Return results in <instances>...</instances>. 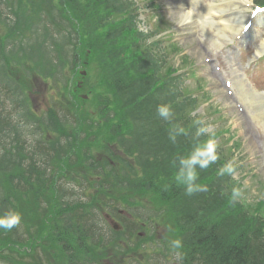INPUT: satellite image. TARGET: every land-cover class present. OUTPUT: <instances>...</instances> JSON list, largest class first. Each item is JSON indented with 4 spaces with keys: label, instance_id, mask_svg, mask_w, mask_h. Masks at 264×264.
<instances>
[{
    "label": "trees",
    "instance_id": "obj_1",
    "mask_svg": "<svg viewBox=\"0 0 264 264\" xmlns=\"http://www.w3.org/2000/svg\"><path fill=\"white\" fill-rule=\"evenodd\" d=\"M1 2L9 10L2 13L0 9V27L5 28L6 33L0 35V79L13 96L14 93L17 94L16 101L20 110L17 114H10L0 109V214L13 209L21 213L22 219L11 230L0 229V264H42L37 253L38 247L43 248L46 260L55 253L60 264H81L84 259L90 264L93 259L100 257L93 241L98 235V229L99 232L101 230L98 223L101 214H97V209L93 206L101 203V211L106 210L110 204L105 201L110 198L130 205L132 212L136 213L137 210V213H145L149 219L162 220L164 217L165 221L168 220L169 234L164 235L165 237L157 236L155 232L151 234V252L155 256L167 258L172 255L178 258L177 264H264V224L258 223L253 217L241 222L238 229L224 224L226 215L231 216L240 211V205L227 208L229 200L226 194L231 191L229 185L224 191L214 189L211 193L217 196L206 201L205 193L212 189L209 182L205 183L207 191L191 196L186 195L184 185L176 183L173 171L178 169V158H187L191 145L183 138L185 133L183 136L179 135L175 143L169 139L170 129L177 125L174 123V116L167 120L165 129L159 127V131L150 132V136L148 128L141 126L146 138H142L140 143L126 140L124 133L131 132V128L127 130L122 125L110 126L114 137L118 129L117 144L124 149V154L135 156L137 164L130 168L131 172L126 168L128 160L115 152L111 156L106 153L100 157L91 155L92 144L87 145V154H74L79 147L76 135L73 139L69 137L66 142H61L60 138L48 142L49 146L44 147L41 156L35 158L32 150L27 149L20 140L24 129L30 128L28 132L31 133H42L38 139L42 143V136L45 138L48 132L65 134L63 128L67 124L60 123L55 113L46 116L49 122H42L43 118L37 115L29 99L28 90L31 88L23 82L24 78L48 76L57 85H62L67 68L70 66L73 69L79 60V47L82 43L90 48L106 45L107 50L103 54L106 72L103 82L107 84V94L105 91L101 96L95 93L96 97L99 95L97 109L109 117L107 120L114 115L111 108L123 110V119L127 120L129 115L130 124L132 121L135 123V130L139 126L141 112L150 113L143 119H156L157 106L165 102L162 91H153V84L148 82L153 78L149 80L145 76L149 68L158 64V60L154 58L152 51H145V55L129 64L118 58L121 50L116 48L120 45L119 35L132 28V16L121 26L99 36L97 40L102 42L92 40L96 46H91V40L83 42L90 32L89 18L81 26V33L72 26L65 25L66 34L63 37L51 36V42L46 46V36L38 48L26 50L25 46L39 29L37 23L44 16L51 23L53 21L50 17L64 19L66 4L75 8L78 17L85 18V12L80 9L81 5L76 0H0V4ZM97 2L114 11L129 7L122 0H96ZM10 13L15 18H10ZM140 35L143 34L139 32L137 36ZM95 52L101 53L98 49ZM38 126L42 130L34 128ZM165 138L167 145L163 154ZM102 146L110 150L111 144L103 142ZM74 158H78V161H73ZM174 161L177 163L174 164ZM72 167H78L83 173L86 171L87 178L88 175L99 176V179L88 178V188H95L99 192L88 194L93 204L79 201L73 194H67L69 187L65 185L69 182L70 186V183L79 181L74 171H68ZM208 168L196 169L198 181L207 177ZM93 171L95 174L91 173ZM147 192L150 195H144ZM218 193L221 194L218 196ZM99 195L103 202L98 200ZM143 198L154 199V206L149 201L141 200ZM244 208L245 206L243 210ZM57 221H60L61 227ZM117 234L112 235L110 241ZM136 236L135 233L134 237ZM47 238L52 243L44 246L43 242ZM177 238L182 241V247L174 250L171 248V241ZM136 245L139 247V243ZM55 246H59V249L54 252L52 249ZM122 248L123 246H118L117 252L123 253ZM146 250L143 245L141 251L148 259L149 251L146 253Z\"/></svg>",
    "mask_w": 264,
    "mask_h": 264
},
{
    "label": "rangeland",
    "instance_id": "obj_2",
    "mask_svg": "<svg viewBox=\"0 0 264 264\" xmlns=\"http://www.w3.org/2000/svg\"><path fill=\"white\" fill-rule=\"evenodd\" d=\"M138 3V5L141 7L140 12V19H142L141 27L146 29L147 27L150 29L151 22H154L155 18L157 17L155 14H152L151 19H149V13H153V10H149L147 0H134ZM225 0H206V2H203L202 0H194L192 2V8L194 10H199V7L202 9L203 12L207 10L206 3H214V4H223ZM230 1V0H227ZM234 1V0H231ZM255 0H248L247 2L243 1L242 5H238L237 7L239 9L244 10L247 13V10L253 6ZM156 4L160 5V11L163 15L169 16L171 19V26L172 29L168 31L166 36L170 32L172 34L169 37H166L165 43L163 46V52L168 53L167 56V63L165 64V67L167 65H175L179 67H183V70L186 71L187 66L189 64H183L182 55L187 54L189 56V60H193L195 63V70L197 71V75L199 77L206 76L207 79H204L202 77L201 81L198 79L194 81V85L192 88H190L191 91L196 90L197 86L201 83L203 85H206V89L211 91L212 99L209 103L206 102L203 103L201 107V111L205 113L204 121H208L207 124L211 125V128L214 129V127L220 126V128H227L230 126V124L235 126L238 130L235 133L236 138L239 140V148L236 149L235 152V163L238 165V172H236L235 176H237L239 179H241V182L243 183V187L241 190V195L239 198H236L235 200H231L233 197H228L229 203L227 205V208L231 207H238V201L242 200V202L251 201V203H254L256 199L264 198V105L261 103H258L256 101L248 100V104L245 105L247 107V112L245 113V116L243 115V112L240 113L242 110H239L235 107V103L229 98V95L227 94V89L224 85V80L219 77V74L215 72L212 69V64H206L204 62L203 54L207 55L209 58H216L217 57V51L214 49V46L218 44V41H216L217 37H220L219 32L215 29L216 21H209L206 18L200 17V13L197 12L196 16L192 18L191 20L186 22L185 24L180 23L179 14L180 11L177 8L178 6H175L173 4V0H155ZM245 3H249V6L247 8L243 7L245 6ZM240 6V7H239ZM225 7V11L222 12L223 16H225L226 19L234 20L236 17V14L234 13L236 10L233 6H223ZM246 7V6H245ZM238 9V10H239ZM237 12V11H236ZM244 14V13H243ZM157 22V21H155ZM154 22V25H155ZM211 24H213V27H211ZM217 25V24H216ZM165 26V25H163ZM154 28V27H153ZM262 30V29H261ZM230 33V31H228ZM260 32V31H259ZM231 34V33H230ZM264 34V33H263ZM262 34V36H263ZM261 35V34H260ZM233 36V34H231ZM235 37L233 36V39ZM236 39V38H235ZM234 39V40H235ZM257 40L250 41L248 43L247 48H240L242 49V53L238 55V53L233 54V59L235 61H241L244 64V70L247 74V77L250 79V81L253 83V85L256 87L259 91H264V57L259 58L258 60H252V65H248L250 58H252V54L255 53V46L257 43H259ZM178 41L179 44L183 46L182 50H174V45L172 42ZM41 42V36L39 38L31 39L27 46H25L26 50H32L34 48H38L40 46ZM215 42V44H214ZM224 44L221 45V52L227 53L228 49H231L235 46V44H232L233 41L230 39H224ZM236 42V40H235ZM238 45V44H236ZM240 47V46H239ZM243 47V46H242ZM214 50V51H213ZM162 54V52H161ZM86 63L88 65L95 64L99 68L98 75H101V65L100 62L97 60V57L90 55L87 57ZM223 68H227V63L225 60L221 61ZM246 65V66H245ZM250 67V68H248ZM94 70L98 72V69L96 67H93ZM204 79V80H203ZM190 82V81H189ZM48 86L49 85H41L39 86V82L34 81V89L36 94L33 95V101L37 108V110L41 112H45L48 110L49 106L52 103V100H50L49 92H48ZM198 91V88H197ZM210 94V92H208ZM252 98L255 99L254 95H251ZM206 99L204 98V101ZM256 100V99H255ZM222 102V103H220ZM263 105V106H261ZM223 110V113H226L223 117L219 118L218 121L216 117H218V114L216 109ZM75 109H77L75 107ZM71 116H69V119L74 121V118H77V116L74 114V112H70ZM243 116V121H241L240 117ZM201 118V117H199ZM249 119L246 124L244 121L246 119ZM258 118L259 120H256ZM251 124V125H249ZM238 135V136H237ZM239 137V138H238ZM221 145H226L227 147L231 145V143L226 142L225 140H221ZM225 147V148H227ZM254 173H257L259 176H253ZM75 192H78L79 194L82 192L80 187H76ZM70 192V191H69ZM94 193V190H93ZM84 194L82 193V196ZM101 195H99V199H101ZM231 200V201H230ZM241 202V201H240ZM241 202V203H242ZM44 208V207H42ZM243 207H240L239 213H234L231 216L226 215L224 224L229 228H239L238 226L243 221ZM164 226L162 227V229ZM160 229V228H159ZM148 230V228H146ZM122 244H125V242H122ZM95 248L97 249V252L100 254V260L102 264H118V260L116 259L115 255L112 253L111 249H108L106 246H104L103 239L101 242H99ZM134 252V250H133ZM155 260L153 259L151 262H155L156 264H163L161 261H159L160 257L155 256ZM170 263V262H169ZM172 264V260L171 263Z\"/></svg>",
    "mask_w": 264,
    "mask_h": 264
},
{
    "label": "clouds",
    "instance_id": "obj_3",
    "mask_svg": "<svg viewBox=\"0 0 264 264\" xmlns=\"http://www.w3.org/2000/svg\"><path fill=\"white\" fill-rule=\"evenodd\" d=\"M259 56V52H257ZM157 115L164 120H171L173 117V111L168 104H161L157 106ZM196 124L199 125L196 129V137L207 136L208 138L202 143L197 144L196 147L188 154L187 158L180 156L178 158V170L175 176V181L178 185L185 186L186 195H193L197 192L207 191L206 185L197 183L199 169H207L211 164H214L219 159L217 148V139L213 134L211 125L205 124L202 120H197ZM184 128L177 125L169 131V139L175 143L179 135L184 134ZM174 164L177 162L174 161ZM236 167L232 160H229L223 167L219 169V175L233 176L235 174ZM241 195V190L238 187H233L232 197L235 200ZM22 219L19 211L10 209L0 214V229L11 230L20 224ZM182 247V241L177 238L171 241V248L178 250Z\"/></svg>",
    "mask_w": 264,
    "mask_h": 264
},
{
    "label": "bare ground",
    "instance_id": "obj_4",
    "mask_svg": "<svg viewBox=\"0 0 264 264\" xmlns=\"http://www.w3.org/2000/svg\"><path fill=\"white\" fill-rule=\"evenodd\" d=\"M197 1V0H196ZM204 1V0H202ZM188 0H175V4L176 5H180V8H182L181 10V14H179V18L180 21L186 22L191 20L192 18H194L196 16L195 11H193V8L191 6V4L187 3ZM227 2H231V1H227ZM225 4V5H224ZM222 4V6H236L238 5V3L232 2V3H224ZM236 4V5H235ZM207 6V10H205V12L202 11V9L199 7V13L201 16H203V18H206L209 21H216L214 24L216 26V30L219 32V35H221L220 37L216 38V41H218V44L216 45L215 42L214 44L216 45V47H219L221 45L224 44V39H227L231 36V34L233 35H237V34H241L243 33V29H244V25H242V22L240 21L242 18L245 19V17H243L242 15L240 17H238V19H234L231 20L230 19H226L225 16H223L222 11L225 10V7H222L220 4L219 5H214L213 3H206ZM240 12V11H239ZM211 27H213V24H211ZM230 31V33L228 32ZM256 30H251L250 34H255ZM231 38V37H230ZM248 38H250V36L248 35ZM261 39V45L264 47V39ZM261 52V51H260ZM245 76L242 75V78L239 77L237 74L233 76V84L234 85H239V83H241V81L243 80V82H245ZM257 93V91H255ZM262 98H264L263 94H259Z\"/></svg>",
    "mask_w": 264,
    "mask_h": 264
},
{
    "label": "snow or ice",
    "instance_id": "obj_5",
    "mask_svg": "<svg viewBox=\"0 0 264 264\" xmlns=\"http://www.w3.org/2000/svg\"><path fill=\"white\" fill-rule=\"evenodd\" d=\"M258 11H264V9H258Z\"/></svg>",
    "mask_w": 264,
    "mask_h": 264
}]
</instances>
